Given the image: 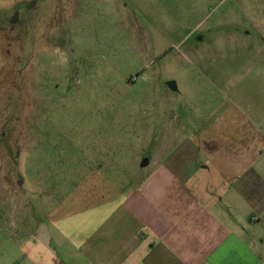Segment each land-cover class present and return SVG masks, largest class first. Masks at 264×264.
<instances>
[{
	"label": "crops",
	"instance_id": "1",
	"mask_svg": "<svg viewBox=\"0 0 264 264\" xmlns=\"http://www.w3.org/2000/svg\"><path fill=\"white\" fill-rule=\"evenodd\" d=\"M214 1L216 39L193 63L216 110L103 147L120 156L67 189L45 174L46 207L0 215V264H264V0Z\"/></svg>",
	"mask_w": 264,
	"mask_h": 264
},
{
	"label": "rangeland",
	"instance_id": "2",
	"mask_svg": "<svg viewBox=\"0 0 264 264\" xmlns=\"http://www.w3.org/2000/svg\"><path fill=\"white\" fill-rule=\"evenodd\" d=\"M218 28L214 0H0V215L120 156L103 147L202 124L215 85L193 62Z\"/></svg>",
	"mask_w": 264,
	"mask_h": 264
}]
</instances>
